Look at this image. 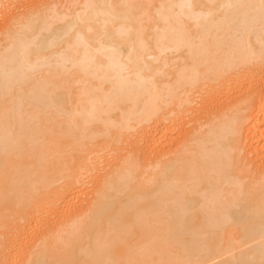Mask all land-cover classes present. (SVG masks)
<instances>
[{"label":"bare ground","instance_id":"obj_1","mask_svg":"<svg viewBox=\"0 0 264 264\" xmlns=\"http://www.w3.org/2000/svg\"><path fill=\"white\" fill-rule=\"evenodd\" d=\"M0 264H264V0H0Z\"/></svg>","mask_w":264,"mask_h":264},{"label":"rangeland","instance_id":"obj_2","mask_svg":"<svg viewBox=\"0 0 264 264\" xmlns=\"http://www.w3.org/2000/svg\"><path fill=\"white\" fill-rule=\"evenodd\" d=\"M12 8H14L13 6H12ZM11 9H9V11H10ZM249 110H246V112H245V114L246 115H249ZM189 116H191V115H189ZM246 134H247V132H246ZM246 134L243 136L244 138H243V140H244V142H248L249 144L248 145H250V143H251V138H249V134H247L248 136H246ZM251 137V136H250ZM247 144V143H246ZM248 162H250L251 163V166H253V164H254V166H255V168H256V166L257 165H261V163H260V161H257L256 159H255V157H254V154L253 153H250L248 156ZM253 160V161H252ZM259 163V164H256V163ZM254 166H253V168H254ZM85 191H86V189H85Z\"/></svg>","mask_w":264,"mask_h":264}]
</instances>
